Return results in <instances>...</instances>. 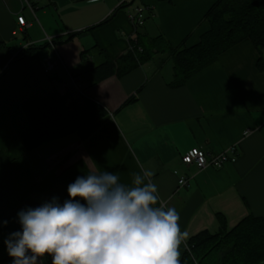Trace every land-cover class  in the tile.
<instances>
[{"label": "crops", "instance_id": "crops-1", "mask_svg": "<svg viewBox=\"0 0 264 264\" xmlns=\"http://www.w3.org/2000/svg\"><path fill=\"white\" fill-rule=\"evenodd\" d=\"M29 2L33 10L25 0H0V44H5L0 48V152L10 159L24 158L38 180L59 165L58 174L74 166L78 146L92 171L117 174L127 186H132L133 174L149 171L153 175L147 179L157 186L159 202L178 211L186 242L204 231L219 233L221 217L228 230L251 215L264 219V71L257 66L261 58L264 64V51L246 40L181 88L171 87L174 68L168 69L172 61L163 53L168 45H197L210 29L205 16L217 0H136L124 8L118 0ZM140 4L148 10L139 31L142 40H164L149 63L92 85L82 54L96 46L103 52H92L90 65L126 56L134 30L129 14ZM20 16L27 28L19 25ZM47 38L54 40L61 59L49 75L43 68L52 53ZM55 93L69 95L81 111L87 109L88 98L109 115L28 153L22 142L32 128L23 108ZM236 145L237 161L222 169L199 170L182 162L195 148L217 155ZM182 177L188 186L179 187ZM53 197L61 204L67 200L59 187L31 196L19 212ZM187 250L182 243L180 260ZM49 259L46 255L43 264Z\"/></svg>", "mask_w": 264, "mask_h": 264}, {"label": "trees", "instance_id": "trees-1", "mask_svg": "<svg viewBox=\"0 0 264 264\" xmlns=\"http://www.w3.org/2000/svg\"><path fill=\"white\" fill-rule=\"evenodd\" d=\"M205 20L209 22L210 29L201 36L197 45L190 48L168 45L163 52L174 65V80L170 84L173 88L184 87L192 77L216 64L222 54L246 40L259 53L264 51V0H217ZM160 40H164L162 36L144 43L140 36V50L136 47L116 62L104 56L100 64L90 65L89 55L96 51L103 55V52L97 46L84 52L82 61L89 66L92 85L117 75L129 74L149 63ZM4 45L0 44V48ZM31 52L32 49L26 51L24 56ZM257 66L264 71L262 58ZM85 100V111L79 110L69 95L60 93L47 100L27 104L23 110L32 132L22 142L26 152L64 140L109 115L102 105L88 98ZM135 101L136 97L131 98L125 107ZM59 167L38 180L24 158L10 159L7 153L0 152V264H12L13 258L9 256L4 241L10 233L21 230L18 213L23 203L33 195H44L59 187L69 199L68 185L78 176L88 174L82 164L74 165L62 174H58ZM220 220L219 233L213 235L204 231L188 241V250L181 264H264V219L251 215L231 230H228L224 218ZM48 264H52V259Z\"/></svg>", "mask_w": 264, "mask_h": 264}, {"label": "clouds", "instance_id": "clouds-1", "mask_svg": "<svg viewBox=\"0 0 264 264\" xmlns=\"http://www.w3.org/2000/svg\"><path fill=\"white\" fill-rule=\"evenodd\" d=\"M132 186L109 171H92L58 198L18 213L20 231L4 241L12 264H181L180 215L159 202L145 171ZM83 201V203H81Z\"/></svg>", "mask_w": 264, "mask_h": 264}, {"label": "built area", "instance_id": "built-area-1", "mask_svg": "<svg viewBox=\"0 0 264 264\" xmlns=\"http://www.w3.org/2000/svg\"><path fill=\"white\" fill-rule=\"evenodd\" d=\"M100 1V0H95ZM119 6L124 7L128 6L129 4H133L136 0H118ZM25 4L33 10V7L29 0H25ZM147 12L148 10L143 5H137L134 7L133 12L129 14V20L133 24V32L129 36V40L131 42V51L134 50L137 46L138 42V34L140 29H142L145 25L147 19ZM18 23L21 27L27 28L28 23L26 22L25 18L20 16L18 17ZM46 43L51 47V55H49L43 62L44 72L49 75L53 73L59 66H61V59L58 57L56 53V48L54 45V40L51 38H47ZM139 49V48H138ZM140 50V49H139ZM249 131L244 133V136L248 135ZM238 145L231 147L230 149L217 154L213 155L208 153L202 149H192L188 153H186L182 157V162L184 165L187 166H195L199 170H205L208 168L213 169H222L229 163H235L238 159ZM179 187H186L188 186L189 182L186 178L182 177L179 180ZM166 207V204H163Z\"/></svg>", "mask_w": 264, "mask_h": 264}, {"label": "rangeland", "instance_id": "rangeland-1", "mask_svg": "<svg viewBox=\"0 0 264 264\" xmlns=\"http://www.w3.org/2000/svg\"><path fill=\"white\" fill-rule=\"evenodd\" d=\"M119 3V2H118ZM138 36L140 37V33L138 34ZM47 40V39H46ZM138 42H139V38H138ZM138 42H137V46H138V48L140 49V46L138 45ZM166 65H168V69H173L174 67H173V63L172 62H170L169 61V63H167ZM60 67V66H59ZM75 154H76V156L78 157V159H79V161L75 164V165H77V164H82L84 167H85V169H86V171L88 172V173H90V172H92V170H91V168L89 167V165L87 164V162H86V160H85V158H84V155L81 153V149H80V147L78 146V148L75 150ZM188 243V242H187Z\"/></svg>", "mask_w": 264, "mask_h": 264}]
</instances>
